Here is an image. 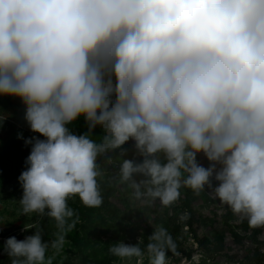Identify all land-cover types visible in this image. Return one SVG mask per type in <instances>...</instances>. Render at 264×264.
<instances>
[{"label":"clouds","instance_id":"clouds-1","mask_svg":"<svg viewBox=\"0 0 264 264\" xmlns=\"http://www.w3.org/2000/svg\"><path fill=\"white\" fill-rule=\"evenodd\" d=\"M0 95L19 98L44 137L24 141L20 204L54 218L57 251L76 223L69 198L103 203L98 159L113 152L136 199L169 206L182 187L209 191L237 222L264 228V0H0ZM148 239L150 264H170L168 252L200 264L163 227ZM141 243L109 251L142 264ZM48 247L37 229L3 251L11 264H52Z\"/></svg>","mask_w":264,"mask_h":264},{"label":"trees","instance_id":"trees-1","mask_svg":"<svg viewBox=\"0 0 264 264\" xmlns=\"http://www.w3.org/2000/svg\"><path fill=\"white\" fill-rule=\"evenodd\" d=\"M69 127L77 135L88 130L82 117ZM103 135V130L98 127L94 130L91 139L100 143ZM33 136L44 139L40 134L32 132L27 122L23 126H10L0 146V184L12 181L25 170V160L30 153L31 144L26 145L24 141ZM123 147L128 149V158H131L134 153L132 141L130 140ZM110 157L122 162L118 152L110 153ZM106 160L107 158L103 156L98 159V170L101 175L97 177V182L103 203L99 207L91 208L85 206L78 196L68 200V207L74 212V216L68 223L72 220L76 223L70 231L66 232L65 243L59 251L51 246L59 232L54 218L40 215L46 226L41 233L42 240L49 245L46 258L51 257L52 264H116L120 258L109 251L113 244L117 241L134 244L138 240L142 241L140 247L144 250L142 264H150L146 251L147 244L151 242L148 237L159 227L167 230L181 255L189 259L192 253L198 250L203 254L202 261L211 260L215 255L223 254L233 263L264 264V254L257 249L250 254L247 251L241 259H236L235 256L224 252V240L228 234L232 236L233 242H241L244 238L256 242L262 231L260 228H249L247 221L239 222L237 225L244 234H247V237L240 236L238 232L229 229L219 231L212 240L200 233L202 222L207 221L208 218L200 217L198 212L201 208L207 209L215 203L207 191L197 194L189 188L182 187L180 198L169 206H162L157 201L143 202L137 207L130 208L128 198L132 193L131 187L127 184L120 187L119 177L109 173ZM112 198H116L117 202H124L123 211L117 208V202H114ZM151 212H155L156 216L150 224L148 216ZM224 218H228L227 213ZM184 227H186L185 230ZM28 232H31V229L24 230V234ZM0 234L4 233L0 232ZM187 239L192 240L191 242H195L199 247L193 250L190 244V249H186ZM3 246L4 244L0 243V264H11L12 258L4 253ZM167 256L174 257L175 260L179 259L171 252H168Z\"/></svg>","mask_w":264,"mask_h":264},{"label":"rangeland","instance_id":"rangeland-1","mask_svg":"<svg viewBox=\"0 0 264 264\" xmlns=\"http://www.w3.org/2000/svg\"><path fill=\"white\" fill-rule=\"evenodd\" d=\"M25 113V106L21 102V100L17 97L12 96H4L0 95V146L7 135V132L10 126H23L26 122L24 119ZM133 143V141H132ZM201 159L202 163L207 164L206 161L203 160L202 157H198ZM122 188L126 186L122 183L119 184ZM208 195L214 199V205L210 206L207 209L201 208L198 212L200 217H207L208 220L202 222V228L200 229V233L206 235L210 240L214 238L216 233L223 232L224 230L236 231L239 233L240 236L247 237L246 233L244 234L243 231L237 225L236 216L233 215L230 209L221 206L217 199L213 197V195L207 191ZM22 196V188L20 183L18 182V177L13 179L8 183H1L0 184V232H3L5 236H17L20 238L23 236L32 235L37 229L40 230L41 233L44 232V228L46 227L41 219V216L37 213H29L24 214L22 211V205L20 204V198ZM70 199V198H69ZM114 202H117L116 198H112ZM129 207L134 208L141 205L144 201L138 200L135 198L134 193L130 194L128 198ZM113 202V203H114ZM116 206V205H115ZM124 202L119 201L117 202V208L120 210H124ZM227 213L228 218L225 219L224 215ZM156 216L155 212H151L149 214V223H152L153 218ZM226 222V224H225ZM31 229V232L24 234V230ZM184 230L186 227L183 228ZM261 233L257 237L256 242L254 240L242 239L241 242H233L232 236L228 234L224 240V252L226 251L227 254L233 255L236 259H241L243 255L248 251L249 254L257 249L260 253L264 254V228H260ZM19 233V235H18ZM192 240L187 239L186 244L187 248L190 249L189 245L192 244V249L194 250V244L197 245L195 242H191ZM199 252L203 255L200 251L196 250L192 253ZM191 255V257H192ZM140 258H132L131 260L126 258H120L116 264H137V261ZM202 259V258H201ZM191 260V259H189ZM170 264H179V259L175 260V258H170ZM200 264H238L228 261L225 256L222 254L215 255L214 258L211 260H200ZM241 264V263H239ZM245 264V263H244Z\"/></svg>","mask_w":264,"mask_h":264},{"label":"built area","instance_id":"built-area-1","mask_svg":"<svg viewBox=\"0 0 264 264\" xmlns=\"http://www.w3.org/2000/svg\"><path fill=\"white\" fill-rule=\"evenodd\" d=\"M122 162L120 161H117L116 159H113L111 157V159H107L106 160V168L107 170L109 171V173L111 174H114L116 176H118V172H119V166ZM131 192L134 193V190L131 188ZM19 235V233H18ZM16 239L17 240H22L23 239V236L21 237L20 235V238L17 236V233L15 235ZM7 239V236L3 235V234H0V243H3L4 244V241Z\"/></svg>","mask_w":264,"mask_h":264}]
</instances>
